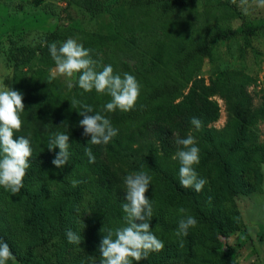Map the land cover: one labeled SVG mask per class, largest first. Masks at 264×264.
Here are the masks:
<instances>
[{
	"label": "rangeland",
	"instance_id": "374dc122",
	"mask_svg": "<svg viewBox=\"0 0 264 264\" xmlns=\"http://www.w3.org/2000/svg\"><path fill=\"white\" fill-rule=\"evenodd\" d=\"M89 1L0 0V86L12 88L30 75L36 61L28 59V51L52 32L61 43L72 38L83 46L88 33L112 36L84 46L98 61L96 70L111 65L114 74L129 73L141 87L147 78L177 80L174 69L154 61L158 45L170 37L163 20L178 22L183 48L198 51L210 42V55L201 54L199 76L208 80L221 74L226 80L214 96L218 120L203 132H189L200 149L194 168L207 181L203 190L180 185L177 152L169 157L158 152L161 162L147 161V150L114 155L128 174L144 170L152 176L150 227L164 242L162 251L133 264H229V250L238 264H264V7L257 0H196L158 18L156 10L130 8L129 0H101L104 10L93 14ZM50 71L47 84L55 80H49ZM56 79L68 83L63 76ZM73 180L80 183L73 187ZM195 205L218 221L220 234ZM187 216L197 225L178 237L179 221ZM124 226V220L106 212L98 184L73 170L56 172L42 183L24 182L19 195L0 186V233L17 254L7 264H99L103 235ZM68 230L81 236V244L68 242Z\"/></svg>",
	"mask_w": 264,
	"mask_h": 264
},
{
	"label": "trees",
	"instance_id": "16d2710c",
	"mask_svg": "<svg viewBox=\"0 0 264 264\" xmlns=\"http://www.w3.org/2000/svg\"><path fill=\"white\" fill-rule=\"evenodd\" d=\"M195 1L129 0V7L156 10L159 12L157 17L161 18L166 12L183 9ZM224 3L229 4L227 1ZM86 7L93 14L105 8L101 0H91ZM161 26L170 32V37L158 45L154 61L159 66L174 69L177 80L156 82L153 78H147L144 86H140L135 108L127 112L120 109L108 112L105 105L112 99L109 95L98 93L95 89L85 92L76 82L71 89L58 79L51 84L45 83V75L55 67L49 45L56 43L59 47L62 44L56 32L44 37L28 51V59L35 60L36 64L28 77L12 85V89L23 93L25 105L21 113L22 127L14 133V139L19 136L28 138L32 148L30 167L24 177L26 184L42 183L56 172L73 170L83 177L92 178L98 184L103 193L106 212L123 221L125 213L122 205L127 202L124 178L128 172L116 164L114 155L123 151L147 150V161L161 162L158 152L169 157L182 147L177 145V137L187 138L190 131L203 132L218 120L220 105L214 96L226 78L217 74L206 80L198 73L203 65L202 55H210L213 45L207 42L198 51L188 50L183 48L177 21L166 19ZM248 31L253 34L250 28ZM111 39L112 36L96 37L88 33L84 46H97ZM241 93L247 96L244 88ZM85 104L108 118L112 126L119 130L118 135L107 144L94 145L90 142V135H83L84 129L79 125L83 117L77 110ZM193 117L202 121L201 128L197 129L191 123ZM55 133L69 135V160L63 168H57L52 163L59 148L49 150L47 146L49 138ZM86 149H91L95 156L94 163H89ZM193 201H196L195 198ZM195 211L204 221L212 222L220 234L221 226L216 219H209L197 205ZM2 242L8 243L16 258L12 242L0 233ZM227 252L229 264H238L231 251Z\"/></svg>",
	"mask_w": 264,
	"mask_h": 264
},
{
	"label": "clouds",
	"instance_id": "9594fccd",
	"mask_svg": "<svg viewBox=\"0 0 264 264\" xmlns=\"http://www.w3.org/2000/svg\"><path fill=\"white\" fill-rule=\"evenodd\" d=\"M236 3V0H232ZM247 4L248 0H241ZM258 7H264V0H257ZM49 52L55 61V68L50 71L49 80L58 76L68 78L67 86L71 89L74 85L72 78L79 74L76 80L79 87L85 92L93 89L101 94H107L112 99L105 105L108 112L116 109L131 111L136 106L140 94V85L136 78L124 73L114 74L111 65H105L102 71H97L98 61L90 55L91 50L85 48L77 40L69 38L59 47L56 43L49 45ZM25 110L23 93L6 86H0V186L10 190L13 195H19L24 187V177L30 167L32 148L30 140L24 136L14 139V133L19 132L22 127L21 113ZM83 117L79 125L83 127V135L91 137L90 142L94 145L107 144L118 135V129L112 126L111 121L99 112H94L92 106L82 105L77 110ZM89 113H94L89 115ZM191 123L197 128L202 127V121L193 117ZM177 145L182 146L173 157L178 159L179 182L184 188H194L195 191L203 190L207 183L206 179L199 177L194 165L200 162L196 140L189 135L187 138L176 139ZM49 150L59 148V152L52 160L57 168H63L69 160V135L55 133L49 138ZM89 163L95 162V156L91 149H86ZM264 170V169H262ZM152 176L141 170L128 174L124 178L125 200L122 205L125 225L117 228L115 232L109 229L103 235L99 244L101 259L99 264H133L147 259L150 253L162 251L164 242L159 239L150 227L153 217V205L151 199L145 194L151 185ZM72 186L76 187L80 181L73 180ZM185 210L180 209L183 213ZM197 225V220L187 216L179 221L178 237L187 236L188 230ZM67 240L72 244H81V236L68 230ZM181 246L183 241L181 240ZM15 260L10 246L6 242L0 243V264ZM93 264H96L94 261Z\"/></svg>",
	"mask_w": 264,
	"mask_h": 264
}]
</instances>
